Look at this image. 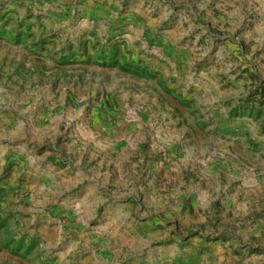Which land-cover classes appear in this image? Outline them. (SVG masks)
<instances>
[{
	"label": "rangeland",
	"instance_id": "374dc122",
	"mask_svg": "<svg viewBox=\"0 0 264 264\" xmlns=\"http://www.w3.org/2000/svg\"><path fill=\"white\" fill-rule=\"evenodd\" d=\"M0 115L52 121L57 148L77 129L83 178L89 146L122 168L80 229L107 219L102 241L23 252L3 165L0 264H264V0H0ZM87 180L50 227L69 233L59 203ZM112 191L131 207L118 229Z\"/></svg>",
	"mask_w": 264,
	"mask_h": 264
},
{
	"label": "crops",
	"instance_id": "0c3cea01",
	"mask_svg": "<svg viewBox=\"0 0 264 264\" xmlns=\"http://www.w3.org/2000/svg\"><path fill=\"white\" fill-rule=\"evenodd\" d=\"M51 123L52 121L42 119H12L0 115V168L5 164L12 168V176L10 175L4 180V186L8 189L13 188L9 193L18 195L20 200H24L20 206L24 207L28 215L24 217L26 227L16 234L19 237L24 236L23 238L26 239V242L23 243L24 247L21 249L23 252L29 250L30 243L27 242V239L36 240L40 250L60 246L61 249L76 252L80 250V247L88 246L92 241H102L104 228L108 230V220L104 219L100 227L93 232L80 231L81 227L87 223L86 219L90 218L85 214V211H90L96 205L99 206L97 191L100 189L110 191L111 181L115 182L117 178L122 179L120 160L108 158L112 151L101 145L92 148L89 146L86 152L91 154L93 150V158L100 163L93 169L87 168V171L91 173L84 176L88 179L87 181L92 183L93 187L88 188L87 193L82 197L72 198L69 201L70 204L67 203V200L60 201L59 207L64 211L68 217V223H70L69 233L62 226L50 227L44 218L47 206L58 202L56 199L66 194L67 190L77 187L80 178L84 179L81 176L85 171L84 167L78 165L79 160L73 159L71 156L73 147L76 149L77 146L74 145V142L77 143L79 139L77 129L75 134L70 133L68 142L70 145H59L57 148L56 144L60 137H58L56 126ZM94 143L96 145L97 142L94 141ZM67 146L70 148L66 149ZM67 153H69L67 156L69 159L60 162L61 155L65 154L66 156ZM0 171L2 170L0 169ZM112 192L108 198H112V201L116 203L111 210H114L119 218V221L115 222V227L112 226V228L118 229L122 218L132 216L131 213H128L131 211V207L125 206L124 213L122 203H117L119 196L115 191ZM80 239L82 240L80 241ZM111 251L110 248L109 252ZM92 258V255H87L84 261L79 260L80 262H78L79 264H89L90 261L92 262ZM13 261L16 264H22L20 260L13 259Z\"/></svg>",
	"mask_w": 264,
	"mask_h": 264
}]
</instances>
